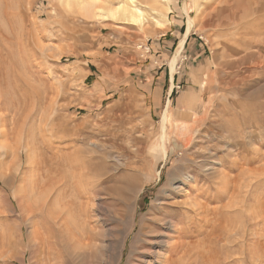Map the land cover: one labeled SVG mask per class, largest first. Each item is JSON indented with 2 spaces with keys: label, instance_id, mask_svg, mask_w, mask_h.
Wrapping results in <instances>:
<instances>
[{
  "label": "rangeland",
  "instance_id": "374dc122",
  "mask_svg": "<svg viewBox=\"0 0 264 264\" xmlns=\"http://www.w3.org/2000/svg\"><path fill=\"white\" fill-rule=\"evenodd\" d=\"M95 1L114 8L122 0ZM155 1L168 10L153 9ZM81 2L0 0V264H34L28 246L36 227L42 235L48 229L51 205L44 215H33L44 203L43 192L26 191L33 176L30 159L57 160L65 173L78 149L87 158L75 162L77 174L86 171L84 161L99 155L106 174L92 177L103 190L91 191L89 211L77 222L89 235H76L89 246L74 240L62 264H137L145 239L139 221L147 225L166 212L179 229L189 226L170 240L175 255H186L176 264H264V0L246 5L241 18L224 27L215 17L206 20L209 0H136L144 20L133 26L85 15ZM181 16L186 31L162 49L170 22ZM186 37L198 46L183 49ZM160 72L189 78L195 94L186 113L169 107L165 123V100L147 85ZM174 90L182 91L179 85ZM125 128H133L141 141V151L130 157L101 144L107 131ZM133 178L139 189L128 193ZM180 180L190 185L174 194L172 204L170 182ZM124 200L135 207L133 227L119 255H108L99 234L106 228L118 234L130 224ZM50 258L46 262L55 263Z\"/></svg>",
  "mask_w": 264,
  "mask_h": 264
},
{
  "label": "bare ground",
  "instance_id": "6f19581e",
  "mask_svg": "<svg viewBox=\"0 0 264 264\" xmlns=\"http://www.w3.org/2000/svg\"><path fill=\"white\" fill-rule=\"evenodd\" d=\"M209 1H210V5H209L210 12L208 15L207 14L205 15L206 20L209 22L210 21L209 19L215 17L217 20H219L218 23L223 27H224V24L226 25L229 21H233V20L236 21L239 17L241 18L242 15L240 16V13L243 14L242 10L243 9L245 10L246 5L252 4V3H254V1H255V3L257 2V0H209ZM136 3H137L136 0H122V1H119L117 3V6H114V8H112V6H111L112 3H109L108 1L105 2V4L100 5L95 0H91V1L82 0V2L80 3V7L85 12V15L87 14V15H90L92 17L97 16V17H101L103 19H120V21L122 20V22L133 26V25H141L142 21L144 20L142 11L138 7V5H136ZM152 5L154 7L153 9H155L157 11L160 10L159 8L162 9L163 6L166 8V10H168L167 5H163V4L159 3L158 1L153 2ZM207 9H208V7H207ZM160 11H162V10H160ZM193 21L194 20L190 21L189 24L191 25L193 23ZM227 25H230V24H227ZM166 114H167V106L165 108V112L163 115L164 123L168 120ZM10 119L12 120V118H10ZM105 134L108 136V140H106V143H101V144H109L111 148H113L116 152H118V154H120V156L130 157L132 154L135 155V153H139L141 151V148H139L141 141L138 138L133 136L134 135L133 128H131V129L125 128L123 133H117V130H114V131H110V132L107 131ZM141 134H144V133L141 132ZM117 140H120L121 144L117 143L118 142ZM123 141L127 142L128 145H130V146H126V144L123 145L122 144ZM104 146H106V145H104ZM105 149L106 148L102 149V153L107 156L108 152L107 151L105 152ZM133 151H135V153H130ZM96 153L97 152H95V154ZM98 153L100 154V150ZM88 154L91 155V153H88ZM58 155H59V153H58ZM70 156H72V157H70L69 170L65 169L64 167H61V168H64V170H66L65 173H63L64 171L62 172L63 169H60V166H63V163H61L57 160H55V161L52 160L53 162H45V159H44V161L42 162V161L36 160L37 156H35L34 160L27 158L28 160L30 159V161H31L30 162L32 164L31 172L33 173V176H32V180L29 181L28 188L26 191L28 194L31 195V193H35L36 190H41V192H43V196H44V198H43V201H44L43 204L44 205L41 204L39 206V208L35 210L34 214L33 213L32 214L37 215V213H40L38 215H44V212H45L44 207H46L47 205H49V206L51 205V209H50V211L47 212V215H46V222H47V226H48L47 231H45L44 234L42 235L40 230L38 229V227H36L35 235H34V239H33L34 244L33 245L30 244L28 246L29 257L32 260H34V264H48L46 262V260H49V261L51 260L50 255H54L53 261L55 260V263H53V264H56V262H57V264H58V262L60 264H62V262H63L62 259L67 257V255L69 254V250L71 249L74 240H76V242H77V244H79V246H84V247L89 246L88 244L83 243L82 242L83 240L80 237H77L76 234H78V232H77L78 230H79V236H80V234H84L81 231L82 229L77 228V225H78L77 222L78 221L80 222V218L83 217L84 214L88 213V211H89V207H90L89 201H91V198H92L91 191L93 192V195H97L98 192L103 190L100 188L97 189L95 187L96 185L91 180H92L93 176H96V179L98 176L101 178L103 176H105L106 171L105 172H103V171L105 170L107 165L103 162L104 160L102 161L100 159L101 158L100 155H99V157H96V158H90L91 156H88L90 159L86 162L84 161V164L86 166H83V169L86 171L84 173L79 172L81 174H77L75 162L81 158H87V157H83V156H86L85 149L84 150L78 149V150L74 151V153H72ZM104 159H107V158H104ZM18 160H21L19 156H18ZM100 161H102V165H100V167L98 166L99 168H101L100 173L98 174V171H96V173H95V170H97V164L100 163ZM262 171H264V170L263 169L259 170V172H262ZM187 175H189V174H187ZM245 176H247V174ZM251 176H253V175L251 174ZM40 179H43L41 186H39V184H38V181ZM218 179L221 180L220 177ZM236 179H234L233 181L235 182ZM133 180H134V184L132 183V185L127 188L126 192H128V193L133 192V191L137 192V190L139 189V183H137L139 179L133 178ZM95 182H97V181H95ZM194 182H196V181H194ZM105 183H106V180L101 182V184H105ZM170 183L171 184L169 187L171 188V192L169 193V196L170 197L172 196L171 202L173 204L172 199H175L173 197L174 194L186 193L188 191L187 187L190 184L188 183L189 184L188 185L186 182L184 183L182 181L178 182V183L176 182L175 184L172 183V181ZM114 190H116V189H114ZM178 196H180V195H178ZM202 196H203V194H202ZM185 197H187V195H185ZM83 200H85V201H83ZM209 200H211V199H209ZM209 200H208V202H209ZM232 200H233V198H232ZM220 201H222V200H220ZM124 202L130 210V215H129L130 224L125 228L124 231H120L118 234H116V233L114 234V230L111 228H106V230H104V232L99 234V236L102 238L103 242H105V244L103 246V250H104L105 254H108V255L112 254L116 250V251H118V255H119L120 250H121L119 248L120 244L122 246L121 248H123L125 240L127 239L128 235L130 234V232L132 230V227H133L132 225H133V221H134L133 213L135 211V207H134L133 203H131L128 200H124ZM167 202L168 201H166V203ZM234 202H236V201L234 200ZM186 203H188V202H186ZM186 203L183 202V205H186ZM189 203H191L192 207L199 206V204L194 199L193 200L189 199ZM209 204H211V203H209ZM183 205H181V206H183ZM52 206H54V207H52ZM160 207H162V205ZM172 209H174V207ZM194 209H189L188 211L194 213L193 212ZM197 209H198V213H199V207ZM229 209H230V206H229ZM149 210L151 212L153 210V206H151ZM202 210L204 211L205 209L202 208ZM163 212H165V210ZM166 213L165 214L162 213L161 216L156 214L157 216L154 218H152L153 217L152 216L151 218H149L150 219L149 222L148 223L146 222L147 225L143 222L142 219L139 221L138 233L141 234V236H144L145 239H143V237H142V239L140 240V242H141L140 249H141V255L142 256L138 259L139 262L137 261L138 262L137 264H176L181 259L183 260V258L186 256V255H184V252L182 253L181 256L175 255L177 253L176 252L177 247L175 246V244L174 245L171 244L170 240L172 239V236H174V235L180 236L179 234H181V232H185V230H187V228L189 226L188 225L182 226L183 228L179 229L178 225H176L173 222L174 217L171 215H167ZM178 214H179V212H178ZM184 215H183V217H185ZM197 216H198V214H197ZM149 217H150V215H149ZM178 219H179V216H178ZM188 219L190 220V217ZM107 220H109V219H107ZM185 220H187V219H185ZM202 220H203V216H202ZM202 220H200V222ZM144 221H145V219H144ZM179 222H181V221H179ZM110 223H112V222H110ZM83 224H84V222H83ZM177 224H178V222H177ZM79 226H80V224H79ZM191 226H192V224H191ZM199 226L201 227V225H199ZM19 227H21V226H19ZM84 227H85V224L83 225V228ZM225 227H227V226H225ZM80 228H82V226ZM188 233H190V229H189ZM199 233H201V232H199ZM84 235H89V232L84 234ZM184 235H186V233ZM189 236H190V234H189ZM91 238H94V236H91L89 239H91ZM131 240H133V239H131ZM217 240H219V238ZM247 241H246V243H247ZM199 242H201V241H199ZM41 244L43 245V247H42V249H39ZM187 244H188V242H187ZM144 246L147 247V249H145V250H147V253L143 254L142 249H144ZM204 251H205V249H204ZM194 253L196 254V252H194ZM43 254L48 255L47 259L46 258H43V259L39 258V257H42ZM162 254H164V255L161 256ZM245 254H246V252H245ZM134 264H136V263H134Z\"/></svg>",
  "mask_w": 264,
  "mask_h": 264
},
{
  "label": "crops",
  "instance_id": "0c3cea01",
  "mask_svg": "<svg viewBox=\"0 0 264 264\" xmlns=\"http://www.w3.org/2000/svg\"><path fill=\"white\" fill-rule=\"evenodd\" d=\"M176 17H178V16H176ZM184 19H185L184 16H181L180 20H179V18H177V19H174L173 21L170 22L169 27H168L167 32H166V34H167L166 40H163L159 43V45H161L162 49L166 50L165 46L168 47V45L170 43L173 45V43L176 41L177 37L179 35H181V30L186 31V27L184 26L185 25ZM184 35H185V32H184ZM187 38L188 37L185 38V41L183 43V49L187 50V47H189L190 45L198 46V44L195 45L192 41H190V39L188 41ZM161 73L162 72L157 74L158 76L156 77L154 82H153V78H150V82H149V84H147V85H149V87H148L149 92L150 93L156 92L157 97L160 98L159 101L163 100V99L165 100L164 110H165L166 106H168L167 116H168V109H169V107H172V106H175V109H177L181 113H186L187 110L191 109V107L193 106L194 101H195V94L190 90V87H189L190 84L193 85V82H190L189 78H184L183 76H181V78H180L177 75V73L170 74V72H168V75H166V73H164L163 77L161 76ZM178 85L182 89L180 94L176 90H174V88H176ZM177 93L179 95H176ZM172 96H174V97L172 98ZM153 107H155V106H153ZM164 110H163V112H164ZM168 120H169V117H168Z\"/></svg>",
  "mask_w": 264,
  "mask_h": 264
}]
</instances>
